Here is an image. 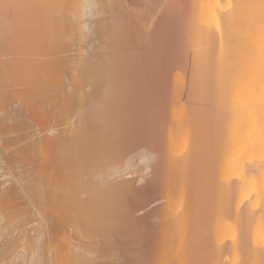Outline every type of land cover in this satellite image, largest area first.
I'll return each instance as SVG.
<instances>
[{
    "label": "bare ground",
    "instance_id": "6f19581e",
    "mask_svg": "<svg viewBox=\"0 0 264 264\" xmlns=\"http://www.w3.org/2000/svg\"><path fill=\"white\" fill-rule=\"evenodd\" d=\"M257 1L79 0L59 23L13 1L0 15V191L25 209V244L3 227L1 264H264Z\"/></svg>",
    "mask_w": 264,
    "mask_h": 264
},
{
    "label": "rangeland",
    "instance_id": "374dc122",
    "mask_svg": "<svg viewBox=\"0 0 264 264\" xmlns=\"http://www.w3.org/2000/svg\"><path fill=\"white\" fill-rule=\"evenodd\" d=\"M4 1V2H3ZM9 1L11 2L10 3V5H9V7H8V5L7 4H9ZM13 1H16L17 3H16V10L14 9V7H15V5H14V7H13V13L15 14V15H17V13L18 14H25V12H28V13H33L34 15L33 16H35V14H36V16H39V15H41V17L40 18H42V16H43V18H45L46 19V21H48L49 22V20H53L54 21V23H59L58 21H59V17H60V14L61 13H67L68 14V12L71 14V12L72 13H75V15H76V13L78 12V10L79 9H77V7L79 6V0H8V3H7V0H0V2H1V4H0V15H4V14H8V15H10L11 13H10V11H9V9H11V7H12V3H13ZM251 1V0H250ZM257 0H253V2L254 3H259V1H257ZM261 1V0H260ZM6 2V3H5ZM15 3V2H14ZM13 3V4H14ZM4 5V6H3ZM7 5V6H6ZM18 5V6H17ZM20 5L22 6V9H21V7H20ZM251 5L253 6H255V5H257V4H253L252 2H251ZM7 7V8H6ZM18 9V10H17ZM25 9V10H24ZM25 12H24V11ZM19 11V12H18ZM74 11V12H73ZM9 12V13H8ZM28 13H26V14H28ZM39 14V15H38ZM65 14H62V17L64 18L65 17ZM70 14H68V15H70ZM7 15V16H8ZM11 15H13V14H11ZM64 15V16H63ZM75 15L73 16V17H75ZM5 16V15H4ZM72 16H71V19L73 18ZM42 18V19H43ZM66 19L67 20H71L70 19V16H69V19H68V17H67V15H66ZM65 19V20H66ZM43 21H45V20H43ZM73 21H75V20H73ZM69 22L70 21H68V22H66V23H68L69 24ZM64 23V22H63ZM65 23V24H66ZM60 24H62L61 22H60ZM68 24H67V26H68ZM66 26V28L68 29V27ZM62 27H64V24H62ZM70 27H72V26H69V29H70ZM73 28L74 27H72V30H73ZM68 29V30H69ZM75 32H77L78 33V29L77 28H75ZM64 31V30H63ZM63 31H62V33H63ZM65 32H67L66 31V29H65V31H64V33L63 34H65ZM69 32H71V30H69ZM69 32H68V34L64 37V38H66L68 35H69ZM74 32V30H73V33L71 32V34L73 35V37L75 38V35L77 34V33H75ZM61 33V32H60ZM59 33V34H60ZM74 33H75V35H74ZM61 35V34H60ZM59 35V36H60ZM72 35H70V37L72 38ZM86 35H88V34H85V36L83 37V41L86 39ZM59 36H58V38H59ZM79 36V38L77 39V42L79 41L80 42V34L78 33V35H77V37ZM76 37V38H77ZM57 38V40H59ZM62 38H63V36H62ZM66 39L68 42L70 41V43L74 40V38L73 39ZM60 39H61V36H60ZM61 41V43H62V41H63V39H61L60 40ZM60 41L58 42V43H60ZM64 42H65V39H64ZM62 43V44H64L65 46H68V47H70V45H66V42L65 43ZM74 42V41H73ZM76 42V43H77ZM78 42V43H79ZM76 43H75V45L73 46L72 44V46H73V50H74V48L76 49L77 47H76ZM77 43V44H78ZM82 43V42H81ZM94 43L96 44V42H93V44L91 45V47H95L94 46ZM64 46V47H65ZM90 46V45H89ZM62 48V47H61ZM109 49V48H108ZM71 51H72V49H70ZM69 50V51H70ZM92 50H93V48H92ZM70 51V52H71ZM74 51H76V50H74ZM95 51V50H94ZM110 52H111V50H109ZM70 52H68L71 56H72V54L70 53ZM73 52V51H72ZM80 51H78V53H79ZM109 52V53H110ZM67 53V54H68ZM81 53V52H80ZM80 53L78 54V55H80ZM109 53H107V57H109L110 56V54ZM66 54V55H67ZM75 55L77 54V52H75L74 53ZM73 54V55H74ZM82 54V53H81ZM108 54H109V56H108ZM69 55V56H70ZM75 55H74V57H75ZM83 55H84V59H85V61H86V58H85V53L84 54H82V57H83ZM70 56V57H71ZM78 56L76 55V58H77ZM111 57V56H110ZM76 58H73V60H72V58H69L70 60H71V62L73 63V65H74V67H75V65L76 66H78V64L81 62V56H80V58H78L77 59V61H79L78 62V64H77V62L74 64V62H75V60H76ZM107 59V58H106ZM108 60V59H107ZM83 62H84V60H82ZM100 61V62H99ZM98 61V63H103L102 62V60H99ZM103 61L105 62V60L103 59ZM96 62H97V60H96ZM68 63H70V61H68ZM86 63V62H85ZM88 63V62H87ZM90 63V62H89ZM89 63L88 64H86V67H87V65H89ZM94 63H95V61H94ZM93 63V64H94ZM98 63H96L97 65H98V68L99 69H96L97 68V65H96V67H95V65H94V67H95V69L97 70H93V72H95L96 74H100V72L102 73V70L104 69V70H106V71H108V68H106L107 66H109V65H107V64H109L108 62H107V66L105 67V63H103V65H104V67L101 65V64H98ZM71 64V63H70ZM82 64H84V63H82ZM91 64H92V62H91ZM80 66H85V65H81V64H79ZM91 66V65H90ZM74 67H71V68H69V65H68V69H74ZM93 66H92V68H94ZM100 67L102 68L101 69V71H100ZM79 66H78V69H77V67L75 68V72H76V74H75V72L74 71H72V72H74L73 73V75H75L77 78L78 77H80V75L78 76L77 74H79L77 71L79 70ZM82 68V67H81ZM91 68V69H92ZM106 68V69H105ZM85 69V68H84ZM90 69V68H89ZM82 70L80 69V74L82 75V73H84V71H82ZM86 71L87 72H89V70H87L86 69ZM98 71H100L99 73H98ZM106 71H104V73L106 74ZM86 72V73H87ZM108 74V73H107ZM86 75V74H85ZM90 75V74H89ZM100 75H102V74H100ZM84 76V75H83ZM83 76L81 77V78H83ZM87 77H88V75H86ZM91 78H94V79H98V78H95L94 76L95 75H93V73L91 72ZM98 77V76H97ZM104 77L105 78H109V76H106V75H103V79H104ZM84 78H86L85 76H84ZM99 80H100V78H99ZM102 80V79H101ZM106 80V79H105ZM104 80V81H105ZM1 98V97H0ZM1 163V162H0ZM2 164H4V163H1V165H0V171L1 170H3L2 172H0V176L1 175H3V174H5L6 173V171L8 172V169H6L7 167H6V165L4 164V165H2ZM4 168H3V167ZM1 173H3V174H1ZM20 190H18L17 192V196H20L21 194H22V192L20 191ZM21 193V194H20ZM2 192L0 191V232L1 231H4L5 229H3V227H6L7 226V228H8V231H7V229H6V231L5 232H2V233H4V235H7V234H13V236H11V235H7L8 237H9V240L10 241H12L13 240V242H14V240H16V238H17V240H16V243H14L15 245H18L19 247H20V245H21V243H22V245H23V242L25 241V238H24V241L22 242V238H21V236H20V238L22 239H20L19 240V233H20V228L22 227V224L24 223V219H25V209H24V207L23 206H21L20 205V203H19V201H17L18 202V204L17 205H15V203L14 202H12V203H14V204H12L11 202H6V201H4L5 203H2V198H1V196H2ZM3 197V199H4V195L2 196ZM19 199V198H18ZM258 206V205H257ZM255 219L253 220V227H252V230H253V228H255V235H256V237H257V234H258V237L256 238V240H254V242L257 244V245H259L258 247H261L262 248V251H263V249H264V230H263V227H264V223H263V221H264V216L263 215H259V214H256L255 216ZM23 222V223H22ZM21 225V226H20ZM255 225L257 226V227H255ZM11 226V227H10ZM16 227V228H15ZM257 228V229H256ZM3 229V230H2ZM18 229V230H17ZM22 229V228H21ZM257 230V231H256ZM17 231V232H16ZM263 232L262 233V235L263 236H259L260 235V233H257V232ZM19 232V233H18ZM22 232V231H21ZM16 233V234H15ZM15 234V235H14ZM1 235V234H0ZM3 235V234H2ZM16 235H18V237L16 236ZM20 235H21V233H20ZM11 236V237H10ZM15 236H16V238H15ZM2 237H4V236H2ZM1 236H0V238H2ZM8 237H6V238H8ZM12 237H14V238H12ZM8 240V241H9ZM8 242L9 243V247L11 246L12 247V243L11 242ZM11 243V244H10ZM24 244H25V242H24ZM15 246L13 245V247H12V253H13V251L14 252H19L18 250H16L17 249V247H16V249H13ZM23 248H24V246H23ZM23 248H22V250H23ZM7 249H9V248H6V250ZM11 249V248H10ZM19 249V248H18ZM5 250V251H6ZM16 250V251H15ZM22 250H21V248H20V252L21 253H25V252H22ZM8 251V252H7ZM6 252L8 253V254H10L11 252L9 251V250H7ZM24 251H25V248H24ZM10 252V253H9ZM5 253V252H4ZM3 254V253H2ZM15 254V253H14ZM6 255V253L3 255V256H5ZM12 255V254H11ZM18 255V253L16 254V256ZM19 255H21V254H19ZM18 255V256H19ZM2 256V255H1ZM0 256V257H1ZM13 256V255H12ZM11 256V257H12ZM9 257V259H10V261H11V257L10 256H8ZM15 257V256H14ZM23 256H21L20 258H22ZM242 257H244V255L242 254V252L239 250V252H237L236 253V255L234 256V258H235V261H238V258H242ZM4 258V257H3ZM3 258H1V259H3ZM6 258V257H5ZM12 259H16V260H18L17 259V257L16 258H12ZM8 260V258L6 259V261L5 262H7V264L9 263H11V264H13L12 263V261L11 262H8L7 261ZM14 262V261H13ZM16 262V261H15ZM17 263H18V261H17ZM20 263V262H19ZM1 264V263H0ZM2 264H3V261H2ZM16 264V263H15ZM20 264H22V263H20Z\"/></svg>",
    "mask_w": 264,
    "mask_h": 264
},
{
    "label": "crops",
    "instance_id": "0c3cea01",
    "mask_svg": "<svg viewBox=\"0 0 264 264\" xmlns=\"http://www.w3.org/2000/svg\"><path fill=\"white\" fill-rule=\"evenodd\" d=\"M254 219H255V217H254ZM254 219H253V220H254Z\"/></svg>",
    "mask_w": 264,
    "mask_h": 264
}]
</instances>
